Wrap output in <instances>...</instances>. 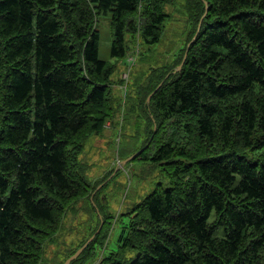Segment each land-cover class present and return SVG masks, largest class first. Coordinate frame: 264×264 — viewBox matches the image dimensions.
<instances>
[{
    "label": "trees",
    "instance_id": "obj_1",
    "mask_svg": "<svg viewBox=\"0 0 264 264\" xmlns=\"http://www.w3.org/2000/svg\"><path fill=\"white\" fill-rule=\"evenodd\" d=\"M171 2L0 0V264H42L66 210L85 198L102 225L70 264L104 247L96 198L115 171L94 186L80 155L120 112L122 134L125 112L113 107L117 64L100 59L99 20L109 19L110 56L126 63L137 41H160ZM185 2L187 42L146 78L138 103L151 128L131 159L167 183L133 203L99 264H264V0ZM117 83L128 108L129 81Z\"/></svg>",
    "mask_w": 264,
    "mask_h": 264
},
{
    "label": "rangeland",
    "instance_id": "obj_2",
    "mask_svg": "<svg viewBox=\"0 0 264 264\" xmlns=\"http://www.w3.org/2000/svg\"><path fill=\"white\" fill-rule=\"evenodd\" d=\"M165 11L169 16L164 21L160 41L146 46L137 41L135 46L139 51L136 49L129 53L126 63L125 59L118 60L110 56L112 36L109 19L99 20V56L102 60L117 64L111 76L113 107L115 112L119 108H124L125 119L122 124V128L124 127L122 134L121 131L116 130L118 118L121 116L120 112L117 118L114 117V124L107 131L103 130L100 135H92L88 138L82 151L83 156L80 155L81 161L90 165L88 167L90 169L86 170V175L91 181H96L94 186L106 180L113 169L115 171V175L99 186L102 189L96 200L106 216L109 229L104 231L105 237L101 236L100 239L104 247L101 246V242H98L95 254L91 256L89 262L87 261L88 264H99L103 252L107 254L118 249L122 227L127 221L125 213L133 203L141 200L152 190L157 182L167 183L158 170L159 168L149 163L150 161H143L137 157L136 160H128L125 163L136 151L140 150L148 139V132L151 128L138 103L139 98L142 102L147 90L146 78L152 69L175 64V59L180 49L186 44L190 32L185 0H172L165 7ZM129 57L133 58L131 62L128 61ZM124 73L130 85L128 91L124 93L126 97L127 95L129 97L126 100L129 111L125 106V101L121 105L118 104L122 99V92L118 88L117 81ZM120 86L126 88L125 84ZM115 119H117V124ZM98 226V209L91 205L89 199L85 198L73 203L66 210L54 241L46 244L42 264H62L71 254V250L81 245ZM133 255L132 251L126 253L127 257H134Z\"/></svg>",
    "mask_w": 264,
    "mask_h": 264
},
{
    "label": "water",
    "instance_id": "obj_3",
    "mask_svg": "<svg viewBox=\"0 0 264 264\" xmlns=\"http://www.w3.org/2000/svg\"><path fill=\"white\" fill-rule=\"evenodd\" d=\"M203 18V17H202ZM202 20V19H201ZM201 20H200V22H199V24H198V28H197V32H198V30L200 29V25H201ZM186 54V53H185ZM184 57H185V55H184ZM183 62H184V59H183V61L180 63V65L178 66V68L180 69L181 67H182V64H183ZM149 98V97H148ZM140 152H141V149L140 150H138V151H136L130 158H128L126 161H125V163L128 161V160H131V159H133V158H135L136 156H138L139 154H140ZM101 225H102V221H101V223H100V225H99V228L96 230V232L95 233H93L87 240H86V242L81 246V247H79L72 255H70L65 261H64V263L63 264H70V262L72 261V260H74V259H76L79 255H80V253L88 246V244L92 241V239L95 237V235H96V233L100 230V227H101Z\"/></svg>",
    "mask_w": 264,
    "mask_h": 264
},
{
    "label": "clouds",
    "instance_id": "obj_4",
    "mask_svg": "<svg viewBox=\"0 0 264 264\" xmlns=\"http://www.w3.org/2000/svg\"><path fill=\"white\" fill-rule=\"evenodd\" d=\"M127 57H128V56H127ZM127 65H128V64H127ZM128 66H129V65H128ZM125 73H126V72H125ZM125 73H124V74H125ZM124 74H123L122 78H123V79H125V80H126V82H127V80H128V79H127V78H124ZM104 127L108 129V128H110V127H111V124H110V123H108V125H104Z\"/></svg>",
    "mask_w": 264,
    "mask_h": 264
},
{
    "label": "built area",
    "instance_id": "obj_5",
    "mask_svg": "<svg viewBox=\"0 0 264 264\" xmlns=\"http://www.w3.org/2000/svg\"><path fill=\"white\" fill-rule=\"evenodd\" d=\"M132 59H133L132 57H129V60L128 61L131 62ZM124 78H126V74H124Z\"/></svg>",
    "mask_w": 264,
    "mask_h": 264
},
{
    "label": "crops",
    "instance_id": "obj_6",
    "mask_svg": "<svg viewBox=\"0 0 264 264\" xmlns=\"http://www.w3.org/2000/svg\"><path fill=\"white\" fill-rule=\"evenodd\" d=\"M82 156H83V153H82ZM81 158H82V157H81ZM81 158H80V159H81Z\"/></svg>",
    "mask_w": 264,
    "mask_h": 264
},
{
    "label": "bare ground",
    "instance_id": "obj_7",
    "mask_svg": "<svg viewBox=\"0 0 264 264\" xmlns=\"http://www.w3.org/2000/svg\"><path fill=\"white\" fill-rule=\"evenodd\" d=\"M191 7V6H190ZM189 13V12H188ZM214 23V22H213Z\"/></svg>",
    "mask_w": 264,
    "mask_h": 264
}]
</instances>
